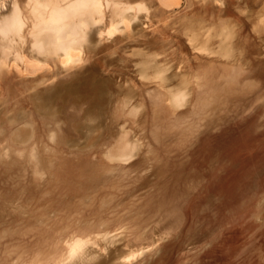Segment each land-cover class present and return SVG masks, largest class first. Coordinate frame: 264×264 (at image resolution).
I'll return each instance as SVG.
<instances>
[{
	"label": "rangeland",
	"instance_id": "1",
	"mask_svg": "<svg viewBox=\"0 0 264 264\" xmlns=\"http://www.w3.org/2000/svg\"><path fill=\"white\" fill-rule=\"evenodd\" d=\"M82 2L0 0L25 23L0 31V264L125 222L142 239L70 264H264V0H101L69 65L48 13Z\"/></svg>",
	"mask_w": 264,
	"mask_h": 264
},
{
	"label": "bare ground",
	"instance_id": "2",
	"mask_svg": "<svg viewBox=\"0 0 264 264\" xmlns=\"http://www.w3.org/2000/svg\"><path fill=\"white\" fill-rule=\"evenodd\" d=\"M82 1H83L82 3L75 4V6H72V4H70V5L68 4L67 7H65L64 9H59V8H54V7L52 9L50 7L52 12H49V9H48V12H49L48 13V16H49L48 19L50 20V27L52 28V33H54L55 35H56V33L59 34V36H57V37L53 36L54 43L56 45L55 50L56 51H63L64 53L66 52V56L63 55L64 56L63 58L67 59V62L69 65L76 64L77 61L80 60V56L79 55H73L72 52L79 50L78 47L80 45H82V42L84 41V40H82V38H83V33L85 31L84 30L85 20H82L83 22L82 21L80 22V20H79L77 23H75L74 25L71 26L73 33L65 32V27L67 26L69 18L72 17V14L74 16V14L77 15L78 13H80V10H82L83 8H90L91 9V7L92 8L94 7L95 12L98 13L99 15L103 14V11H102L103 8H102L101 0H82ZM18 10L21 11L20 9H18ZM18 10L13 15V17L5 15L6 16L5 17L6 18L5 19V28L4 29L0 28V31L2 32L1 36H3V38L7 37L8 33L10 34L12 32H14L15 36H16V34H17V36L23 34V32L25 30V23H24V19H23L22 14H20L18 12ZM90 12H92V11H90ZM90 16L92 17V15H90ZM91 17H90V19H91ZM14 34H11V36H13ZM53 46H54V44H53ZM80 55H81V53H80ZM69 65H66V66H69ZM125 148H126L125 151L119 155V158H120V161L123 160V161L127 162L130 158H132L133 153L136 149V146L127 144ZM119 234H121V233L118 231H116V232H105L104 234L98 233L93 238L94 239H105V240L109 239V241H111L110 239H114V240L119 239L116 236ZM93 238L92 237H87V238L77 237L76 239L73 238L72 246L68 245V258H69L68 260L73 262V260L75 261V259H76V260H79V262H80V261H83L84 259H87V254H85V249L87 248V245L89 244V242ZM114 240H112V241H114ZM112 241H111V245H112ZM119 243H117V244H119ZM106 247H108V246H106ZM109 247H110V245H109ZM129 254H131V252ZM137 255H138L137 253H134L131 255V257L134 258ZM129 256L123 258V261L130 260ZM71 262H69V264ZM66 263H68V261ZM66 263L64 262V264H66ZM58 264H63V263H58Z\"/></svg>",
	"mask_w": 264,
	"mask_h": 264
},
{
	"label": "crops",
	"instance_id": "3",
	"mask_svg": "<svg viewBox=\"0 0 264 264\" xmlns=\"http://www.w3.org/2000/svg\"><path fill=\"white\" fill-rule=\"evenodd\" d=\"M256 1H258V0H253V2H255L256 3ZM261 1H263V0H261ZM248 12V11H247ZM247 19H248V21L251 23V20H253V16L251 15L250 17L248 16V17H246ZM244 27H238V29H239V31H237V35H243L244 34V29H243ZM233 51V49H231L230 50V52H232ZM234 54V53H233ZM233 54H232V60H235V58H236V55H234L233 56ZM145 56L147 55H149L147 52L144 54ZM244 58V56L241 54V59H243ZM142 62V61H141ZM240 63H242V62H240ZM238 64V63H237ZM251 67V65H249L248 66V69ZM170 75H171V77H173L174 76V71H172L171 73H170ZM153 77H155V73H153V72H143L142 70H140V72H139V78H141V79H145L146 81L147 80H151V79H153ZM123 161V160H122ZM126 162V161H125ZM119 226V225H118ZM120 229L122 230V229H124V230H126V239H142V234H137V230H135L134 229V227H132V226H130L129 224H127L126 222L124 223V225L123 224H120V226L117 228V230L116 231H120ZM109 232H112V231H109ZM113 232H115V231H113ZM122 231H120V233H121ZM147 239H154V237H153V235H151V236H148V238Z\"/></svg>",
	"mask_w": 264,
	"mask_h": 264
}]
</instances>
